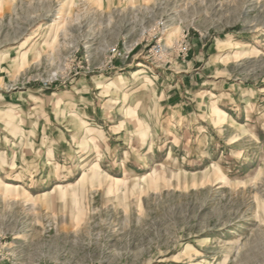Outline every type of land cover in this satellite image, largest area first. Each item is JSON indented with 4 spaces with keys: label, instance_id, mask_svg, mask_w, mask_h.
I'll use <instances>...</instances> for the list:
<instances>
[{
    "label": "rangeland",
    "instance_id": "rangeland-1",
    "mask_svg": "<svg viewBox=\"0 0 264 264\" xmlns=\"http://www.w3.org/2000/svg\"><path fill=\"white\" fill-rule=\"evenodd\" d=\"M0 264H264V0H0Z\"/></svg>",
    "mask_w": 264,
    "mask_h": 264
},
{
    "label": "bare ground",
    "instance_id": "bare-ground-1",
    "mask_svg": "<svg viewBox=\"0 0 264 264\" xmlns=\"http://www.w3.org/2000/svg\"><path fill=\"white\" fill-rule=\"evenodd\" d=\"M65 8V7H64ZM62 9V11L56 16V21L54 22V24L56 23H59L60 22V19L62 18V16H63V14H64V12H65V9ZM55 20V19H54ZM48 32V31H47ZM50 33H51V31L50 32H48L47 34H45L44 35V37L45 36H47L46 38H44V41H47L48 39H50ZM42 38V37H41ZM140 74V73H139ZM139 74H136L134 77H133V79L131 80V82L129 83V85H130V87L133 89L134 87H136V85H138L139 84V82L141 81V78L142 77H140V75ZM113 81L111 82V83H113V84H115V83H118V80H117V78H114V79H112ZM132 111H131V109L130 110H127V115L130 117V116H132V113H131ZM133 118L132 117H130V120H132ZM235 119H232V122H231V124H234L235 123ZM12 124V128H15L16 126H15V124L14 123H11ZM92 151L91 150H89V152H88V156L87 157H91V153ZM85 161L82 159V158H77V161H76V163L74 164V165H72L71 166V168L69 169V172H68V175H69V177H72V176H74L79 170H80V166H81V164L82 163H84ZM85 164V163H84ZM84 166V165H83ZM148 166H149V164L147 163V164H144V165H142L141 167H142V169H148ZM118 167H121V166H118ZM19 188V186H15V185H12V184H10V185H8L7 186V189L8 190H10V191H13V190H16V189H18Z\"/></svg>",
    "mask_w": 264,
    "mask_h": 264
}]
</instances>
